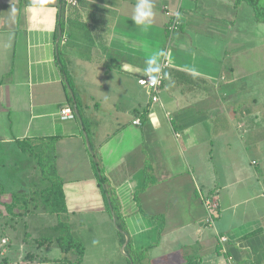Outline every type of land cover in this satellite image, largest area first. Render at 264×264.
Returning a JSON list of instances; mask_svg holds the SVG:
<instances>
[{"label":"crops","instance_id":"obj_1","mask_svg":"<svg viewBox=\"0 0 264 264\" xmlns=\"http://www.w3.org/2000/svg\"><path fill=\"white\" fill-rule=\"evenodd\" d=\"M136 3L0 0V264L76 259L56 244L35 242L43 235L33 224L48 222V215L71 223L85 243L83 264H89L93 246L98 264H135L129 241L132 251L146 252L136 264H184L188 258L264 264V148L260 161L252 160L257 171L245 167L237 129L248 122L243 113L249 96L264 121L260 65L244 58L245 41L249 48L259 42L240 20L244 3L152 0L147 29L132 21ZM176 15L180 26L170 31ZM160 50L166 53L159 58L164 82L154 102L138 79ZM244 76L255 80L251 86ZM66 106L73 118H62ZM26 139L52 147L64 181L65 213L7 209L13 194L29 192L40 173L21 156L31 158L19 145ZM15 145L22 153L12 150ZM95 162L119 197L129 239L125 249ZM197 185L217 195L214 225L207 224ZM20 221L28 229L23 243L16 230ZM220 236L228 239L226 253Z\"/></svg>","mask_w":264,"mask_h":264},{"label":"trees","instance_id":"obj_2","mask_svg":"<svg viewBox=\"0 0 264 264\" xmlns=\"http://www.w3.org/2000/svg\"><path fill=\"white\" fill-rule=\"evenodd\" d=\"M65 3V0H62ZM247 3L254 9V18L258 23L264 24V0H234V4L238 7L241 3ZM139 116L144 119V114H140L135 110ZM54 139V138H53ZM22 150L31 155V162H35V167H38L40 173L31 180V189L26 193H14L11 204L7 205L9 211H14L15 207L20 209L21 215L33 213L37 210H45L48 213L62 214L68 210L66 195L63 188L64 181L59 174L55 154L51 151L52 147L41 140L40 142H30L26 139L19 142ZM98 181L105 193L107 202V209L111 215H115L116 225L123 244L126 241L127 227L123 219L121 203L115 189L111 186L109 179L105 175V170L102 166H98L95 162ZM149 181L147 182L148 185ZM156 217V216H155ZM54 229L58 230L60 234L52 237H39L35 240L38 246L40 244L50 246L56 244L60 246L61 250L66 254L74 252L76 259L71 264H81L85 255V244L79 239L75 238L72 232V225L68 221L60 220ZM127 252L136 260L141 258L143 254H138L132 251V243L129 241L127 245ZM36 254H28L29 258H34ZM55 261V260H54ZM184 264H202L200 259L188 258Z\"/></svg>","mask_w":264,"mask_h":264},{"label":"rangeland","instance_id":"obj_3","mask_svg":"<svg viewBox=\"0 0 264 264\" xmlns=\"http://www.w3.org/2000/svg\"><path fill=\"white\" fill-rule=\"evenodd\" d=\"M240 20L243 21V24L245 27L248 26V27L253 28L256 36L258 35L259 42H257V43L254 42L255 46H253L252 48H249L248 47L249 44H247L245 41L244 47L248 51H245L244 58H256V60L258 61L259 65H260V72L261 73L259 74V77H261L260 80L262 81V83H264V24L258 23L255 21L254 9L250 5H248L247 3H244V9H243L242 17L240 18ZM249 54H251V55L249 56ZM245 65H249V64L246 63ZM252 76L254 78L257 77V75H255V74H253ZM253 81H255V80H252V78L248 77V76H244V78H243V82L245 85L247 84V87L251 86V83ZM254 111H256V110H255L254 104L252 103L251 96H249L248 98L244 99V113H243V115H245V117H246V118L244 117L243 119L245 121H248V122H245L244 127L240 126L242 128H239L237 125V129L239 130V132L241 134H243V145L245 146V151L243 154V163H244L245 167L249 166L251 168H254V169H252L253 171H257L256 168H259V166L253 165L252 160L256 159V160L260 161V159H261V157H260L262 154L261 151L264 148V121H263L262 116L260 114H257ZM16 146L17 145H15L12 148V150L13 151L18 150V152H20L21 151L20 148L18 146L17 147ZM20 153H22V152H20ZM21 156L24 158H28V160H30V166L32 165L30 157H27V155H25V154H22ZM196 193H197V197L199 199H202L201 196L203 193L206 194L204 192V189H201V187L199 185L196 186ZM52 218H54V219H52ZM47 219H48V222H35L33 224V227L34 226L39 227L41 229L40 233H42V235L45 237L49 236V235H56L54 233L58 232V230L54 229L53 224H54V221L56 223H58L59 220L58 219L55 220V216L53 217L52 215H48ZM16 225H17L16 230L20 234V242L23 243V241L26 239V238L23 239V237L25 236L23 233L26 230L28 231V229H26L27 223L25 221H20ZM29 227L31 229V224ZM29 232H31V231H29ZM72 232H73V230H72ZM75 238L80 239V237H76V236H75ZM0 240H1V234H0ZM6 242H7V239H6ZM125 242L122 244V246L125 244ZM96 250H97L96 246H93L92 248L90 247L89 251L91 252V256H90L89 264H98L99 263L98 257L100 255L95 253ZM121 253L123 254L124 252H122V250H121ZM144 253L146 254L145 251L141 252L140 254H144ZM119 254L120 253H118V258L120 257ZM65 255L69 256L70 252L66 253ZM111 255H112V252L107 253L106 256L104 257L105 258L104 260L105 261L109 260L111 258ZM81 264H83V260H82Z\"/></svg>","mask_w":264,"mask_h":264},{"label":"built area","instance_id":"obj_4","mask_svg":"<svg viewBox=\"0 0 264 264\" xmlns=\"http://www.w3.org/2000/svg\"><path fill=\"white\" fill-rule=\"evenodd\" d=\"M65 2L69 5H73V6H77L78 5V0H65ZM170 14V12H169ZM180 26V19L179 17L176 15L174 17H172V19L169 22L168 28L170 31L176 30L178 29ZM166 64H168L167 62H165ZM164 82V75L161 72L160 74V81L158 84L156 85H152L149 81L148 76H142L138 79V83L145 87L146 89L149 90V92L152 93V100L154 102H157L159 100V96L157 94L160 86L163 84ZM61 116L64 119H68V118H73L74 117V112L73 109L70 106H66L61 110ZM135 123H141V120L139 118L136 119ZM202 201L204 202L205 206L208 209L209 212V216L207 218V224L208 225H214V220H215V215L216 212L219 208V201L217 198L216 194H202ZM227 237L226 236H220L219 238V242L223 245L222 246V251L223 252H228V248L226 247V243H227ZM3 242L6 243V239H3ZM24 264H31V263H24ZM231 264H251L250 262L247 261H243V262H236V263H231Z\"/></svg>","mask_w":264,"mask_h":264},{"label":"clouds","instance_id":"obj_5","mask_svg":"<svg viewBox=\"0 0 264 264\" xmlns=\"http://www.w3.org/2000/svg\"><path fill=\"white\" fill-rule=\"evenodd\" d=\"M154 17L152 0H137L135 6V13L132 16V21L135 25L141 26L145 29L152 23ZM160 57H166V53L160 50L154 53L146 61L147 67L145 68V75L148 76L152 85H156L160 81L161 64L159 63ZM125 70H130L127 65L124 66ZM166 75V74H165ZM155 124V121H153Z\"/></svg>","mask_w":264,"mask_h":264},{"label":"water","instance_id":"obj_6","mask_svg":"<svg viewBox=\"0 0 264 264\" xmlns=\"http://www.w3.org/2000/svg\"><path fill=\"white\" fill-rule=\"evenodd\" d=\"M113 217H114V221H115V224H116V218H115V215H113ZM128 241H129V239L127 238L125 244L123 245V249H125V247H126Z\"/></svg>","mask_w":264,"mask_h":264}]
</instances>
